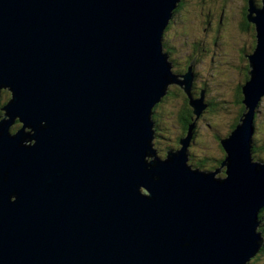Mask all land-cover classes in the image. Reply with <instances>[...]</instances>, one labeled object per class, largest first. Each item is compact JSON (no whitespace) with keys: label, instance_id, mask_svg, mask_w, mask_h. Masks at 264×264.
<instances>
[{"label":"water","instance_id":"water-1","mask_svg":"<svg viewBox=\"0 0 264 264\" xmlns=\"http://www.w3.org/2000/svg\"><path fill=\"white\" fill-rule=\"evenodd\" d=\"M180 2L0 0V264H247L257 253L264 163L249 142L264 0H247L256 49L245 112L220 140L224 178L188 165L193 122L164 160L153 150L170 85L194 116L207 108L204 91L191 95L194 65L173 72L162 47Z\"/></svg>","mask_w":264,"mask_h":264},{"label":"rangeland","instance_id":"rangeland-1","mask_svg":"<svg viewBox=\"0 0 264 264\" xmlns=\"http://www.w3.org/2000/svg\"><path fill=\"white\" fill-rule=\"evenodd\" d=\"M246 1L182 0V8L177 13L174 11L161 40L162 47L165 45V49L171 53L170 58L176 64L180 63L179 70L187 59L194 65L193 71L196 77L192 87L193 94L195 100H199L198 95L203 90V100L207 108L200 117L193 115L194 139L188 150L187 163L193 169L215 172L216 178L225 177L221 171L224 170L221 168V160L224 159L225 154L221 149L220 140L226 139L239 124L243 114L241 112L243 105L238 98L239 96L241 99L239 87L249 80L248 56L256 49L254 25L248 20L250 27L242 24V18L247 15V11L244 10L247 9ZM253 1L259 7L262 0ZM176 6L178 9L179 4ZM179 15L181 17L177 19ZM167 43L173 49L167 47ZM169 89L170 92L174 89L177 92L168 95V99H164L157 106V111L154 109L153 116L155 114L156 117L152 116L154 127L157 122L160 132V134L154 133L153 150L156 157L161 160L165 159L164 154L167 150H177L181 147L178 142L185 136L178 126L180 115L187 110L192 111L188 105L186 106L188 98H183L185 95L180 89L174 85H170ZM5 91V93L0 91V101L5 102L3 104H6L10 98L7 89ZM256 108L254 133L249 143L252 161L262 164L264 163V94L260 96ZM10 132L12 134V129ZM26 144L30 145L31 142ZM200 164L203 165V169L199 167ZM258 220L257 231L263 241L247 264H264V250L260 252L261 248L264 249V226L262 232L259 230L261 223L264 225V207L258 214Z\"/></svg>","mask_w":264,"mask_h":264},{"label":"trees","instance_id":"trees-1","mask_svg":"<svg viewBox=\"0 0 264 264\" xmlns=\"http://www.w3.org/2000/svg\"><path fill=\"white\" fill-rule=\"evenodd\" d=\"M246 1V0H245ZM247 2V1H246ZM182 8V0H181V2L179 3V8L178 9H176V13L178 12V11H180V9ZM183 13V12H182ZM182 15V14H181ZM181 15H179L178 17H177V19L179 18L180 19V17H181ZM243 19V21H242V24H246V26H248V27H250L249 26V24L247 23V19H246V17H245V15H244V17L242 18ZM172 23V22H171ZM170 25V24H169ZM253 27V26H252ZM253 32H254V30H252ZM170 45L167 43V47H169ZM195 47V46H194ZM170 48L171 49H173L171 46H170ZM204 52H205V50H203ZM188 66H189V59H187V61H186V64L184 65V66H182V70H187L188 69ZM244 69V68H243ZM242 89V87H239V91ZM239 91H238V94H239ZM2 93L4 92H6L5 90H2L1 91ZM175 92H177L175 89L174 90H172V92H170V89L168 88V90H167V94L168 93H170L169 95H171V93H175ZM241 99H240V97L238 96V98H239V101H240V103L243 105V103H242V101H243V95H242V90H241ZM199 96V95H198ZM193 98H195V95H194V97ZM164 99H168V96L165 98L164 97ZM187 99V98H186ZM187 101V104H186V106L188 105V107L189 108H191L190 106H189V104H188V99L186 100ZM3 103H5V102H2V101H0V108L1 107H3L5 104H3ZM185 107V106H184ZM185 109V108H184ZM190 110H192V109H190ZM157 111V110H156ZM241 112L244 114V112H245V106L243 105V108L241 109ZM187 113V114H186ZM192 114V111H189V110H187L186 112H183L182 113V115H180L181 117H180V122H179V124H180V128H181V132L183 133V136H185L186 135V132H187V130H188V127L190 126V124L193 122V114ZM2 111L0 110V115L2 116ZM242 114V115H243ZM241 115V114H240ZM242 115H241V117H242ZM153 117H156V115L154 114V116ZM15 124H17V125H15ZM156 125H155V127H154V133H156V134H160V132H159V126H158V123L156 122L155 123ZM178 124V125H179ZM14 125L15 126H18V128L21 126V124H19V122H15L14 123ZM13 125V126H14ZM11 127V129H16L15 128V126L14 127ZM17 128V129H18ZM164 155H166V154H164ZM224 158H225V155H224ZM224 161V159L223 160H221V162H223ZM201 163V162H200ZM218 165V164H217ZM202 166L203 165H201L200 164V168L201 169H203L202 168ZM224 171V170H223ZM262 226H264L262 223H261V226H260V228H259V230L262 232ZM264 249L263 248H261V250H260V252H262Z\"/></svg>","mask_w":264,"mask_h":264},{"label":"flooded vegetation","instance_id":"flooded-vegetation-1","mask_svg":"<svg viewBox=\"0 0 264 264\" xmlns=\"http://www.w3.org/2000/svg\"><path fill=\"white\" fill-rule=\"evenodd\" d=\"M244 10H246V8H244ZM166 48V46L164 45L163 46V49H164V51L166 52V53H168L169 55L171 54V53H169V51H168V49H165ZM196 50V48L194 49V51ZM171 61L173 62L172 63V69H174L175 68V72L177 73V74H179V75H182L184 72H185V70H182V68L179 70V65H180V63H178V64H176L174 61H173V59H171ZM172 88V87H171ZM177 89H179L178 87H176ZM191 93L193 94V90L191 91ZM170 93H168L166 96H165V98L169 95ZM193 96H194V94H193ZM184 99H185V97H183ZM183 106H185V105H183ZM0 117H1V115H0ZM15 125H17V124H15ZM14 125V126H15ZM13 126V127H14ZM179 127H181L180 126V124L178 125ZM15 128L16 129H12V134L13 133H15L18 129V126H15ZM183 134V133H182ZM193 138H194V136H193ZM192 141H193V139H192ZM168 151V150H167ZM166 151V152H167ZM221 171H223V170H221Z\"/></svg>","mask_w":264,"mask_h":264},{"label":"clouds","instance_id":"clouds-1","mask_svg":"<svg viewBox=\"0 0 264 264\" xmlns=\"http://www.w3.org/2000/svg\"><path fill=\"white\" fill-rule=\"evenodd\" d=\"M186 61H187V60H186ZM186 61H185V63H184V64H186ZM190 63H191V62H190ZM190 63H189V65H190ZM193 67H194V66H193ZM175 71H176V70H174V69H173V72H175ZM175 73H176V72H175ZM193 73H194V80H195L196 74H195V72H194V71H193ZM194 80H193V84H194ZM176 87H177V86H176ZM169 88H170V87H169ZM178 88H179V87H178ZM179 89H180V88H179ZM180 90H181V89H180ZM181 91H182V90H181ZM200 91H201V90H200ZM202 91H203V90H202ZM182 92H183V91H182ZM191 95H192V97H194L192 93H191ZM185 97H186V96H185ZM185 99H186V98H185ZM163 100H164V98L161 100V102H162ZM161 102H160V103H161ZM160 103H159V104H160ZM159 104H158V105H159ZM158 105H157V106H158ZM157 106H156L154 109H156V110H157V109H158V107H157ZM154 109H153V110H154ZM152 116H153V114H152ZM154 118H155V117H154ZM193 139H194V138H193Z\"/></svg>","mask_w":264,"mask_h":264},{"label":"bare ground","instance_id":"bare-ground-1","mask_svg":"<svg viewBox=\"0 0 264 264\" xmlns=\"http://www.w3.org/2000/svg\"><path fill=\"white\" fill-rule=\"evenodd\" d=\"M2 91V90H1ZM10 94V93H9ZM257 107V106H256ZM151 120H152V117H151ZM152 123H153V121H152ZM153 128H154V123H153ZM193 169V168H192Z\"/></svg>","mask_w":264,"mask_h":264}]
</instances>
